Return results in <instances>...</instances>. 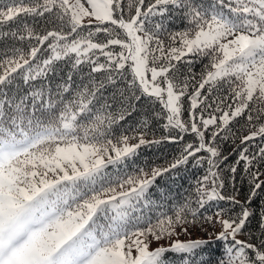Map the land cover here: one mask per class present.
Listing matches in <instances>:
<instances>
[{
  "label": "snow or ice",
  "instance_id": "6c2138e0",
  "mask_svg": "<svg viewBox=\"0 0 264 264\" xmlns=\"http://www.w3.org/2000/svg\"><path fill=\"white\" fill-rule=\"evenodd\" d=\"M46 14L59 21V30L41 34L23 20ZM85 18L88 24L83 23ZM176 19L184 27L172 31L167 25ZM11 22L19 26L0 33V40H35L36 45L26 49L14 45L0 52V264H168V252L180 255L182 264H213L202 255L212 240H176L150 250L149 235L159 241L165 233L171 236L176 225L195 221V212L193 221L187 219V205L156 225L128 229L130 213L156 179L186 165L190 158L195 166L208 164L195 188L200 208L222 200L240 207L239 213L227 218L223 210L215 213L220 231L214 239L226 246L214 264H264V241L257 245L237 238L254 215L253 200L264 189V147L255 153L247 147L257 137L264 139V123L258 127L253 123L264 118V0H210L207 4L205 0H149L147 4L127 0L126 5L125 0H14L0 8V26ZM85 28L87 35H80ZM101 32L107 34L105 42H94V35ZM49 38L52 41L44 49ZM117 45L119 52L109 50ZM46 50L51 54L36 63L38 53ZM94 50L106 63L92 59ZM189 54L209 60L191 93L190 80L195 75L183 79L176 75L177 62ZM61 60L71 62L72 70L88 64L91 73L107 75L75 89L69 75L53 86L48 77ZM126 68L131 79L121 88L118 81L126 79ZM18 77L26 88L15 87ZM41 78L45 82L37 83ZM220 82L230 92L216 106L215 111L222 114L205 117L201 109L197 118L201 105L212 107L205 104L202 90L207 85L211 92ZM109 87L114 91L105 98ZM185 97L190 101L189 122L182 119ZM226 99L231 103L223 110L220 104ZM142 100L162 106L153 115L166 120L165 129L190 132L198 144H186L167 167H155L150 174L140 169L139 175L127 176L118 183L119 192L111 186L97 189V177L107 164L135 155L143 145L160 143L146 139V132L138 137L122 135L116 143L107 138L108 129L130 116ZM245 114L248 134L241 137L243 147L233 149L238 150V159L228 167L234 184L237 166L244 162L250 190L241 203L238 193L223 195L221 165L228 157L216 141L228 139L230 122ZM147 124L146 118L143 127ZM130 139L137 142L130 144ZM201 152L208 155L198 156ZM113 209L115 215L109 216ZM103 218L108 223L101 225L98 221ZM206 220L212 222L213 217ZM259 227L264 234V207Z\"/></svg>",
  "mask_w": 264,
  "mask_h": 264
},
{
  "label": "trees",
  "instance_id": "16d2710c",
  "mask_svg": "<svg viewBox=\"0 0 264 264\" xmlns=\"http://www.w3.org/2000/svg\"><path fill=\"white\" fill-rule=\"evenodd\" d=\"M14 2V0H0V8L10 5ZM27 2V0H25ZM149 0H146V4ZM210 0H205L207 4ZM127 4V0H125V5ZM127 18V13H125ZM20 18H18L19 20ZM23 20L32 27L38 33H45L50 30H59L61 25L58 20H55L50 14H46V17H24ZM17 22H11L7 25L0 26V33L2 32H10L15 31L18 27ZM93 25V30H94ZM110 28H114L112 25H104ZM170 30L178 31L182 30L184 27V23L178 19L173 20L170 25H167ZM67 31V28L64 29ZM89 29L85 28L80 32V35L86 36ZM117 32H120L121 37L123 38L122 30L116 29ZM76 34H73L75 36ZM107 34L106 33H96L93 37L94 42H105ZM161 38L165 41V44H169L167 35L161 36ZM72 39V37H69ZM52 41V38H49V41L45 42L43 46L44 49H47V44ZM20 47L22 49L29 48L31 46L36 45L35 40H23V41H13L11 39L5 38L0 40V52L9 49L13 46ZM178 46V45H177ZM113 52H119L121 49L117 46H110V49ZM50 55V50L42 51L38 53V59L36 63H40L42 59L47 58ZM158 55V53H157ZM98 57L99 63H106V58L99 53L98 50H94V55H92V59L96 60ZM187 61H193L192 63H187ZM209 63L208 58L204 57H196L193 54H189L187 57L183 58L182 62H177V67L179 72L176 74L178 78L183 79L185 76H190L192 74L195 75L194 80H190L189 93L193 91L192 85H196L200 80V74L204 71L205 65ZM35 66V65H34ZM56 71L54 75H49L48 80L52 83L53 86L59 83H63L67 80L69 75L72 76V84L73 88L79 87L81 85H87L91 80H95L97 82L104 80L107 75L106 72L101 71L97 73H91V66L88 64L81 65L78 69L72 70L71 62L68 60H61L56 62L55 65ZM189 68H191V73L189 72ZM125 80L118 81L121 88L124 87L127 79H131V73L126 68L125 70ZM45 82L43 78L37 83ZM15 87H19L21 89L26 88L27 85L23 84V81L18 77L15 81ZM208 87L206 85L205 89L202 90V97H207L205 104H211V108H205L204 105H201V108L196 110L197 118L203 110V115L209 116L210 114H214L219 117L222 112L215 111L217 104L221 99L225 97H229L230 92L226 83L220 82L217 83L212 91H208ZM114 91L111 87L107 89L105 92V98L110 96L111 92ZM231 103L230 99L224 100L223 104H220L221 109L227 110V105ZM183 106L185 111L182 114L183 119H188L189 122V113L187 109L190 107V101L187 97L183 98ZM99 107V105H97ZM162 110V106L159 104H152L147 100H142L140 104L137 106L136 110L130 115L127 116L124 121H120L119 123L113 124L107 132V138L112 139L113 142H116L118 138L122 135H127L129 137L139 136L141 132H146L147 137L152 138L151 140H160L158 144L152 145H143L141 146L135 155L126 157L120 160L117 163H109L106 167L101 169L99 176L97 177V181L95 187L97 189L101 187H113L118 185L123 179H125L129 175H139L140 169H143L145 172L151 171L155 167H167L171 164L176 158H178L183 150L184 146L188 143H192L193 145L198 144L197 137L192 133H182L177 129H165L164 124L166 120L162 118H156L153 113L160 112ZM147 118L148 124L147 127H143L144 120ZM219 123V121H218ZM254 124L259 126L260 123H264V118L261 120L253 121ZM228 129L225 134L228 136V139H218L216 143L219 145L222 155L227 156L228 160L221 165L223 168V177L225 180V187L222 190L223 195L230 196L237 194V199L243 203L247 198L250 190L248 178L244 173V162H241L237 166V173L235 177V182H231L229 177L231 173L228 172V167L235 164L238 159V150L233 152V149H238L239 147H243L240 145V140L243 135L248 134V126H247V116L246 114L241 117H237L232 120L228 125ZM183 136V139H179V136ZM211 136V131L206 133L205 140L209 139ZM164 137H177L176 140H168L163 139ZM249 149V153H255L259 150L260 147H264V139L257 137L255 140L249 142L247 145ZM198 156H207L208 154L205 152H201L197 154ZM208 164L207 162H203L200 166H195L194 159L190 158L189 162L186 165H181L180 167L174 169L172 172L166 173L163 177H158L152 187L148 189L146 194V200L142 201L141 204L143 206H148L146 208H141L139 213L136 212L140 207V205H136L135 211L130 213L128 229L134 231L136 228H145L149 225H156L157 221L163 219L164 216H175V212L185 205L186 215L189 221H193V217L191 215L192 212L196 213L195 221L192 223H186L184 225L192 226L193 225V233L198 234L199 237L195 239H204V240H212L213 243L206 248L202 255L205 259H212L213 264L216 259H218L224 251V247L226 246V242L220 241L216 242L214 237L215 234L220 231L219 224L215 223V213L217 211L223 210L225 214V218L227 216H235L240 212L239 205L233 206L229 201H211L205 205L204 208H200L196 203L195 196V188L197 186V181L200 180L207 171ZM264 171V169H262ZM261 179L264 180V176H261ZM127 207V206H126ZM264 207V189L260 190L257 198L253 200L250 208L253 211L254 215L249 219L243 233L241 234L242 239L251 243L259 245L261 241H264V234H262V230L259 227L260 224V211L261 208ZM109 216L115 215L114 212H109ZM213 217L212 222H208L206 217ZM101 225L108 223L107 218L100 219L98 221ZM183 225V224H181ZM196 225V226H195ZM202 229H205L204 234L201 232ZM192 232V230H190ZM239 239V238H238ZM165 247H168L165 246ZM249 255L252 253L249 251ZM165 259L168 264H182V260L180 255L174 252H168L165 255Z\"/></svg>",
  "mask_w": 264,
  "mask_h": 264
},
{
  "label": "rangeland",
  "instance_id": "374dc122",
  "mask_svg": "<svg viewBox=\"0 0 264 264\" xmlns=\"http://www.w3.org/2000/svg\"><path fill=\"white\" fill-rule=\"evenodd\" d=\"M88 19L89 18H85L84 21H83V23L84 24H88ZM148 75L150 77V73ZM206 117H208V116H206ZM182 119H183V117H182ZM183 120L188 121V119H183ZM146 139L151 140L152 138L146 136ZM116 142H114V143H116ZM128 142L130 144H134V143L137 142V140L136 139H130ZM117 146L118 147H122L123 145L118 143ZM109 155H111V156L114 157L115 156V153L114 152H109ZM106 159H107V157H106ZM148 173L150 174L151 171H149ZM113 187L116 188V191L117 192L121 191V189L117 185L116 186H113ZM142 201H145V203H147L146 198H144V199L140 200L138 203H136V205H140ZM146 207H148V206H146ZM146 207L141 204V207L136 212L139 213V211H140L141 208H146ZM110 211L115 213L116 210L113 209V210H110ZM192 227H193V225L192 226H187V225H184V224L183 225H176L174 227V229H173V234L171 236H169V235H167L165 233L159 241H157L154 236L149 235L148 236V240L151 242L150 243V250H153L157 246H167V245L170 246L176 240L188 241V240H193L194 237L195 238L199 237L198 234H194L193 233V228ZM185 228L187 229V231H184L183 230ZM190 230H192V232ZM201 232L204 234L205 229H202ZM237 238H239L241 240L242 239V236L239 235Z\"/></svg>",
  "mask_w": 264,
  "mask_h": 264
}]
</instances>
